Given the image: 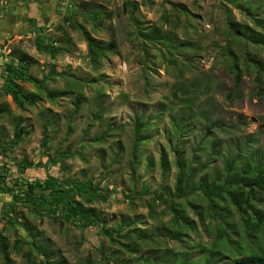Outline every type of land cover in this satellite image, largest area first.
<instances>
[{"label": "rangeland", "instance_id": "rangeland-1", "mask_svg": "<svg viewBox=\"0 0 264 264\" xmlns=\"http://www.w3.org/2000/svg\"><path fill=\"white\" fill-rule=\"evenodd\" d=\"M247 2L255 5L250 14ZM254 18L264 19V0H74L48 32L60 50L55 56L38 50L34 37L3 48L0 87L5 64L20 53L42 83L18 81L39 94L35 105L20 109L10 95L0 97V143L7 145L17 123L27 131L0 164L22 180L90 181L96 198H74L100 222L82 228L17 206L10 219L0 216L9 264H41L23 242L30 235L58 264H233L242 252L264 253V191L254 187L251 195L259 221L252 209L237 211L230 195L210 202L200 190L178 197L175 189L178 156L197 179L207 174L229 189L241 184L243 168L264 164V45L236 38L228 25L257 31ZM153 29L166 40L151 38ZM83 31L112 48L91 60ZM200 109L218 122L211 132L220 154L209 156L210 140L201 142L211 121ZM177 123L183 132H175ZM24 158L39 166L20 173ZM7 201L0 194V211Z\"/></svg>", "mask_w": 264, "mask_h": 264}, {"label": "trees", "instance_id": "trees-1", "mask_svg": "<svg viewBox=\"0 0 264 264\" xmlns=\"http://www.w3.org/2000/svg\"><path fill=\"white\" fill-rule=\"evenodd\" d=\"M132 7L136 8V6ZM254 7V3L247 2L246 12L250 14ZM79 11H83L82 5H79L78 12ZM253 21L258 27L257 31H254V29L248 28L246 26H243L240 29V27H235V25L231 22L228 23L229 30L236 38L242 37L252 43L264 45V19L254 18ZM83 34L88 45V55L93 61H96L97 58L103 56L106 50H110L112 48L111 43H109L110 46H103L101 41H97L86 31H83ZM150 37L164 41L166 40L163 36H161L159 30L157 29H153ZM34 41L36 42V47L38 50L45 51L52 56H55L60 51L55 47L57 41L49 40L48 34L44 33V31H40L39 34H37V37H35ZM16 57L17 59L15 63L11 60L5 64L3 74L5 77V82L4 86L0 87V97L4 95H10L17 107L22 109L25 105H35L39 99V94L35 91L23 89L18 81L30 82L36 88L40 87L42 81L37 80L28 74V67L31 64L28 55L20 53ZM231 67L234 73V84L236 87L240 80L241 71L236 61L233 62ZM47 95L51 100H53L54 94L52 92H48ZM4 111V108L0 105V115ZM199 113L208 121H211L210 114H206L205 110L200 109ZM177 124H175V132H183L184 126L179 125V123ZM217 125V120L211 121V123L206 126L204 137L201 140L202 143H204L205 140H210L209 144L211 146V153L209 156L220 154V151L217 149V146H219L218 139L215 137L214 133L211 132V130ZM139 128H137V132L140 131ZM26 132L27 131L25 127L17 123L13 137L7 142V145L0 143V154L8 158L9 156L7 152L22 141V136ZM48 142V125L45 123L43 126L41 145L46 146ZM235 149L239 151L240 148L238 144H235ZM62 154H65V152ZM176 158L175 164L178 168L175 185L176 196L184 197L187 194L193 193L195 190H200L210 202H213L214 199L224 198L225 195H230L229 200H231L237 211L242 214L245 212V209H252L260 221V213L254 210V207L251 204V195L254 187L264 191V164L257 163L253 166L248 165L246 168H243V170H241L238 175L241 184H239V182H235L236 188L229 189L230 187L228 185L220 183L217 178L208 176L207 174L197 179V173L192 166V163L183 161L180 156ZM232 158L235 159V157ZM233 159L224 162L225 168L228 172L232 171L234 168ZM161 165L163 168H165L163 159ZM35 166L39 165L34 161L27 160L26 158L16 163V167L20 173H24L27 168H33ZM251 169H253V171L250 173ZM8 179H12V181H8ZM228 180L229 179L227 178V181ZM228 182L232 183L234 181L229 180ZM0 194H8L12 197V201L2 203L0 211L1 217H7L10 219L15 213V208L17 206L23 205L31 211L45 212L48 215L59 214L61 218L68 222H73L82 228L90 224H94L95 226L100 224L99 217L94 214L93 209L83 208L82 204L74 198L75 194H79L81 197H84L83 194H88L89 198L87 197L86 200L89 202L96 198L97 195L93 193L90 181H67L65 184H62V182L58 180V177L52 174L47 175L44 180H22V178H14L11 176V173L8 172L7 163L2 162L0 164ZM101 197L105 199L107 198V195ZM173 213L175 217L180 216L183 218L182 215H179V211L175 207L173 208ZM23 242H25L30 248L28 251L29 256H31L33 259H35V257L41 256V264H58L51 261L48 253L45 252L44 246L38 244V242L35 241V237L32 235H30L27 239H24ZM15 247L18 249L17 245ZM0 250L5 263L9 264L11 259L8 253V246L2 235H0ZM116 264L118 263L116 262ZM233 264H264V253L250 251L244 254V252H242L239 257L233 259Z\"/></svg>", "mask_w": 264, "mask_h": 264}, {"label": "crops", "instance_id": "crops-1", "mask_svg": "<svg viewBox=\"0 0 264 264\" xmlns=\"http://www.w3.org/2000/svg\"><path fill=\"white\" fill-rule=\"evenodd\" d=\"M63 12L58 0H0V52L10 41L33 40L40 31L48 34Z\"/></svg>", "mask_w": 264, "mask_h": 264}, {"label": "built area", "instance_id": "built-area-1", "mask_svg": "<svg viewBox=\"0 0 264 264\" xmlns=\"http://www.w3.org/2000/svg\"><path fill=\"white\" fill-rule=\"evenodd\" d=\"M60 5L63 7V10L71 9L74 4V0H58Z\"/></svg>", "mask_w": 264, "mask_h": 264}]
</instances>
